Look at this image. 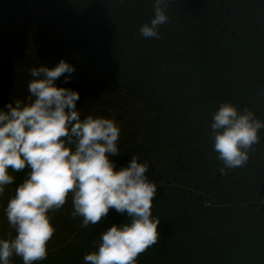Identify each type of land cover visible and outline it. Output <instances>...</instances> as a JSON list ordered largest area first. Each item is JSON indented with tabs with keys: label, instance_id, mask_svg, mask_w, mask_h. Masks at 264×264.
<instances>
[{
	"label": "trees",
	"instance_id": "1",
	"mask_svg": "<svg viewBox=\"0 0 264 264\" xmlns=\"http://www.w3.org/2000/svg\"><path fill=\"white\" fill-rule=\"evenodd\" d=\"M17 1L0 0V81L12 79L18 72L16 63L19 65V62L14 61L15 56L11 53L12 49L8 48V43L13 40V37H16V42L19 45L13 49L21 48V51L18 50L20 52L18 56H23L20 59L23 61L20 63H33L37 68L46 65L52 66L50 61L53 60L57 64L59 61L55 59L66 54L69 58H76V53L82 54L91 64L82 63L81 57L66 61L72 62L75 71L70 75L67 83H65V77L69 74L61 76L56 81L57 87L68 88L79 93L80 99L76 104L82 118L84 117L83 113L100 114L102 117L114 119L119 128L126 129L123 138L122 135L119 137L121 143H128L129 134L131 137L137 136L134 138L136 143H128V147L121 149L126 150V158L118 160L117 157H112V161L120 169L129 164L132 156H137L138 162L149 165L146 176L153 183H157L160 188L157 189L152 207L153 217L161 220L158 225L160 240L159 243L138 257L137 264H264V210L259 208L258 210H241L239 212L240 207L237 208L240 200H249L250 197L257 196V181L254 182L255 186H251L252 180L248 182L245 180V169L251 166L250 161H247L248 167L245 165L235 169L225 168L222 173L220 169L224 168L223 162L219 160L214 145L206 138L205 135L208 133L203 130L193 132L192 126L185 125V127H190V131L186 132L189 137L192 136V132L195 134L194 140L188 138L184 143H181L178 134L179 127H181L179 123L183 119L180 117L178 109H171L168 112L172 116L169 119L175 123L169 124L167 122L169 119L160 118L162 100L156 95L158 90L152 89L154 94L149 92L151 87L148 84L151 83L153 77L150 76L151 71L147 67H149L148 61L151 57H160L159 61L164 65L162 74L155 75L156 79L159 77L166 79V73L170 74L176 70L174 67L176 62H186L185 53L179 51L180 41L183 42L184 38L174 36L179 32L174 27L177 15L174 17L173 8L172 12L166 13L168 22L158 29L162 36L145 38L141 36L139 29L146 23L150 24L151 19L154 18V7L149 14H144L145 10L135 12V16L131 19L133 15H130V19L126 21L123 10L117 12V9H112L110 4L105 12L109 15L110 28L113 32L106 31L107 33L103 37H97L100 22L83 18L85 8L82 6V0L68 1L70 8H77L76 12L70 9L72 12L70 20H63V22L56 20L54 24L48 26H45L44 20L40 18L18 22V18L27 13L22 14L23 11L21 13L16 10ZM39 5L53 6L51 0H48L47 3L41 2ZM138 7L141 6L136 8L138 9ZM89 22L93 24L92 30H89V26L88 29L84 27V24L89 25ZM16 24H18L17 27H15ZM85 29L93 32V34L89 33L92 36L88 39H83ZM35 34L38 40H35ZM52 44L53 57L57 58L51 59L52 57L49 54L45 56L44 52L42 56L40 51L46 50ZM187 74L192 78H186L184 82L193 83L192 89L198 91L200 88L198 83L194 85L192 80L194 74L190 72ZM194 77V79L200 78L195 82L208 80V77L204 76V71L197 73ZM17 78L21 85L24 84L21 82L22 79L23 81L28 79L26 75L21 77V74ZM211 79L215 78L211 77ZM11 83V85L0 83L2 85V87L0 86V109H4L9 102H14L17 99L23 100L28 95L27 88H23L21 95L18 94V81L12 79ZM167 83L169 86L173 84L172 87L177 84L173 77ZM205 92L215 95L218 90L216 89L215 93L212 88ZM156 103L155 108H151ZM217 104L216 100L211 108L213 109ZM175 111H177V115L173 114ZM207 123L208 120L203 126L211 128ZM187 125H191V123ZM165 127H168L167 137L158 136V132L164 131ZM148 140L151 141L148 142ZM167 141H169L168 144H166ZM161 142L163 145L158 146ZM179 144L185 148L188 147L185 150L186 164H176V158L171 159L170 156L167 157L168 160H163V151L170 152V155L175 154L176 151L178 160L179 154L184 153L182 149H177L176 145ZM151 148L156 150L154 158L150 157L149 149ZM155 167L158 170H154ZM173 167H176L175 171ZM171 172L173 173L171 176H166ZM183 172L187 174L184 179L182 177V181L186 183L189 179L191 184L193 182L196 185L192 187L194 189L190 193L191 196H184L179 191L177 193L176 184L169 183L170 187L166 186L169 179L172 180L171 177L178 181V176ZM218 173H221V176H218ZM232 177H234V186L231 189L227 184L226 187L223 185L221 187L225 190H221V188L215 190L212 187L213 184H222L223 178H227L230 184ZM211 179L213 181H210ZM237 187L245 188L246 192L250 193L249 196L241 197L244 191L236 190ZM202 190H207L204 191L205 196H213L212 200L208 199L207 205H204L205 203L199 199ZM165 195L168 198L165 199ZM178 198L181 201H178ZM127 222L129 221L126 213L120 214L114 209H110L106 219L96 225L89 226V234L86 236L94 241L99 240L95 242L98 245L100 235L107 231L112 224L120 225ZM228 222H233L235 225L234 232L214 229L216 225L220 224L224 229ZM241 226H244V231L241 230ZM211 227L214 231L211 230ZM81 234L85 233L81 232ZM67 247L71 246H66L64 250ZM69 254L65 253L64 256L68 257ZM84 255L85 253L76 247L72 252L76 264L81 262V257ZM46 260H48V264H56L55 261H57L53 253H49Z\"/></svg>",
	"mask_w": 264,
	"mask_h": 264
},
{
	"label": "clouds",
	"instance_id": "2",
	"mask_svg": "<svg viewBox=\"0 0 264 264\" xmlns=\"http://www.w3.org/2000/svg\"><path fill=\"white\" fill-rule=\"evenodd\" d=\"M168 3L155 0L154 18L139 29L143 37L159 38V27L168 22ZM74 71L63 59L52 68L33 67L28 95L0 109V197L14 184L13 173L25 172L3 208L10 231L0 238V264H10L14 256L23 264L46 260L56 231L51 214L69 198L71 218H80L82 228L106 219L110 209L126 213L129 221L103 232L96 250L84 255V264H137L159 243L161 220L152 215L157 186L146 176L149 165L134 155L126 167L116 169L110 159L120 155L115 120L91 114L82 118L79 93L56 85L66 73L67 83ZM211 128L224 173L245 166L264 122L247 108L241 113L222 103Z\"/></svg>",
	"mask_w": 264,
	"mask_h": 264
},
{
	"label": "rangeland",
	"instance_id": "3",
	"mask_svg": "<svg viewBox=\"0 0 264 264\" xmlns=\"http://www.w3.org/2000/svg\"><path fill=\"white\" fill-rule=\"evenodd\" d=\"M68 1L69 0H63L62 2H59V4L56 5L55 7L42 6L39 8V6H36L35 10H36V12L41 14V17H43L45 19H46V17L53 16L54 14H58L64 10L69 11L71 9V11H73V10L76 11L77 8H70L71 6L67 5ZM82 1H83L82 6L85 8V14H84L85 16H83V18L85 20H88V19L92 20L93 19V20H96V22H100L99 27H98L100 29L96 34L97 37H103V35H105V33H107L106 31L113 32V30L110 28V20L108 19L109 15L107 12H105L108 9L110 4H111L112 9H117V12H119L120 10H123L126 21L128 19H130V15H133L131 17V19H132L135 16L134 13L137 11L145 10L144 14L145 13L149 14L151 9L154 7V4H155L152 2L150 3L149 0H82ZM41 2L42 1H40L39 4ZM171 2L172 1L169 0L168 6H171V7H167L166 13L172 12L171 9H172L173 5L171 4ZM16 6H17L16 10L21 12V13L24 10H29V8H21L17 4H16ZM134 6H136V7L141 6V7H138V9H137ZM173 9H174V6H173ZM175 12L176 11H174V17L176 16ZM56 16L61 17L60 15H56ZM175 19H176V21L174 20V22L176 23V26H174V27L179 33H176L174 36L177 38H184L183 41L187 40L186 41L187 44L185 42H183L179 46V51L187 53V55L185 56L186 62H184V63H180V61L176 62L174 64L175 65L174 67H176V70L170 74L166 73V77H165L166 79L161 78V77H159V79H156L155 75H157L158 73H161L162 69L164 68V65L162 62L159 61L160 57H158V56L151 57L148 61L149 67H147V69H150V71H151L150 76L153 77V80H151V83L148 84L151 87L149 92L151 94H154V91L152 89L158 90L156 95L160 98V100H162V102H161L162 110L160 112L161 113V117H160L161 119L171 118L172 116H170L168 114V112L171 109H174V110L178 109V113H179L180 117L183 119V121L181 123H179V125H181V127H179L180 132L178 134V139H179V141H181V143H184L188 138L189 139L191 138V140H194L193 136L195 134H193V132H196L197 130L198 131L203 130L205 133H208L207 135H205L206 138L210 140V143L212 145H214L212 128L205 127V126H203V124L208 120L207 125L211 126L212 121H213V114L215 113V111L211 108V106H209V108H211V109L200 110L203 105H202V100L199 99L198 97L203 99L202 95L198 94L194 88L192 89L191 86L193 83L191 84V82L190 83L184 82V81H186L185 80L186 78L187 79L189 77L192 78V76L188 75L187 72H190V73L194 74V76H195L197 73L201 72L200 69L198 68V65H202V64H206V66H204V68H205L204 69V76L208 77V80H207L208 83H209V79H211V75H212L211 71L215 70V67H212L208 64L212 63V61L210 59L214 55L213 54H210V55L198 54L197 55L195 51H192V50H195L193 47L197 46L196 42L194 40H188V39H192V37L196 38V36H200V35L205 36L207 31H203L201 29L198 31L197 29H199V26L197 25V21H194L196 23L194 28H193L194 30L189 32V30L191 29V24H187L188 27L185 24H181V20L179 18V15L177 17H175ZM192 20H194V18ZM102 21H104V22H102ZM200 23H201V21H200ZM17 26H18V24L15 25V27H17ZM88 26H89V30H92L91 28L93 27V24H91V23L89 25L84 24V27L86 29H88ZM86 29L84 30L83 39H85V38L88 39L93 34V32H90ZM89 33H92V34H89ZM80 35L82 37V34H80ZM16 36H18V35H16ZM32 36L29 38L31 39ZM160 36H162V34H160ZM25 37H26V35H25ZM45 39H48V38H45ZM35 40H38V37H36V34H35ZM26 41L28 42V40H26ZM22 42H24V41H22ZM205 43H207L208 48L211 50V46H209V44H208L209 41L205 40ZM8 44H9V47H8L9 50L12 49L11 53L13 56H15L14 61L17 60L19 62V65L15 62L17 65L16 69L18 72L14 77H12V79L16 82L18 81V84H17V88L19 89L18 94L21 95L23 92V88H27V82L32 79V77L30 75V69H32L33 67H35V68H37V67L34 66L33 63H22V64L20 63L21 61H23V60H20L21 58H23V56L22 57L18 56V54H20L19 51H21V48L20 49L19 48L13 49V47L19 46L16 42V37H13V40H11V42ZM183 46H186V49H184ZM53 50L54 49H53V44H52V45H49V47H47L46 50L40 51V52L42 53V56H43V52H44L45 56L47 54H49V56L52 57L51 59H54L57 57H53V54H54ZM77 57H78V59L81 57L80 61L82 63H84L85 65L91 64V62L87 61V58L82 56V54L78 55V53H76V58ZM45 58H47V57H45ZM76 58H72V57L69 58V56L66 54L65 56H62V57L57 58L55 60L60 62L62 59L65 61H69V60L76 59ZM24 60H28V59H24ZM50 62L52 64V66H50V65H46V66L51 67V68L56 66L59 63L58 62L57 64H55L54 60L50 61ZM47 64H48V62H47ZM69 64L72 65V62H69ZM94 65H97V64H94ZM142 69H144V68H142ZM1 70H2V67H1ZM20 74H21V77H22V75H26V78H28V79H26V81H25V79H24V81H23V79L21 80V82L24 83L22 85L19 83V80L17 78V77H19ZM170 75L177 82L175 87H172L173 84L171 86H169V84L167 83L171 78ZM194 76H193L192 80H193L194 85H195V84L199 83V82H195V80L197 81L200 78L194 79L195 78ZM12 79H7V80L3 79L0 81V83H2L3 85H5V84L11 85ZM0 86L2 87V85H0ZM2 91H3V89H2ZM171 93H174V94L171 95ZM154 102H155V100H154ZM156 105H157V103L153 104L151 108L154 109ZM216 106H218V104ZM173 114L177 115V111H175ZM87 115L88 114L83 113L84 117H86ZM176 115H173V116H176ZM93 116L94 117H100V116L102 117V115H100V114H93ZM259 120L262 122L264 121V119L263 120L259 119ZM167 122L171 125L175 124L174 121H172L170 119ZM190 123H191V125H187ZM185 125L186 126H192L191 127V128H193L192 129V131H193L192 136L189 137V135L186 133V132L190 131V127H185ZM163 130L164 131H159V132L157 131L158 136L159 135H161L160 137H162L163 135L166 136V133H167L166 131L168 130V127H165ZM184 131H185V133H184ZM125 132H126V129L120 127V135H122V138L125 135ZM262 133L264 134V130H262V131L259 130L260 142L255 144L253 146L252 150L249 151V153H248V156H249L248 160L250 161L251 166L248 167V162H247L245 165L248 168L245 169V173H244L246 182L251 181L253 179H257V182H256L257 191H259L260 186H261L262 182L264 181V144L261 140L262 135H263ZM137 135H138V133H137ZM135 137H137V136L135 135ZM135 137H131V135L129 134L128 135V140H129L128 143H136V141L134 139ZM136 140H138V139H136ZM149 141H151V140H148V142ZM168 142L169 141H167L166 144H168ZM128 143L127 142L121 143V140H119L118 147L120 148V155L116 156L118 160L126 158L125 157L126 150H121V149L128 147V145H129ZM161 145H163V142L158 144V146H161ZM176 146H177V149H182L184 151V153L179 154L178 160L176 157V151H175V154L172 153L171 155H170V152L163 151L164 152L163 157H162L163 160H168L167 157L170 156L169 158H171V159L176 158V164H180V165H182V163L186 164L187 156L185 154V152H186L185 150L188 147L185 148V146H183L182 144H179ZM149 151H151L150 157L154 158L155 152H156L155 148H151V149H149ZM161 152H162V150H161ZM256 153H257V162L260 164L259 168L256 167V165L254 163L252 164V162H253L252 159L254 158ZM251 157H253V158L251 159ZM110 159L112 160V157ZM116 169L119 170L118 167H116ZM260 169L263 170V174L258 173L260 171ZM154 170H158V169H156V167H155ZM173 170L175 171L176 167H173ZM184 172L178 176V178H177L178 181H176L175 178L171 177L172 180L169 179L166 186L170 187V184H176L175 188L178 189V190H176L177 193L179 191V192H182L184 194V196H191L190 193H191L192 189H194L192 187H195L196 185H194L193 182L191 184V181H188L189 179H187L188 182L186 181V183L184 181H182V177L184 179L185 174H187ZM172 174L173 173L171 172V173L166 174V176H171ZM13 175L15 176L14 184L9 187V189L6 191L4 197H0V238H6L7 233L10 231L9 226L7 224L6 217H5L4 212H3V208L6 206L7 200L14 194V189L25 178V172L13 173ZM230 181L231 182L228 185L230 186V189H231L234 186V177L230 178ZM156 186H157V189H160L158 187L157 183H156ZM251 186H255V184L253 183ZM242 187H244V186H242ZM242 187L236 188V190L244 191L243 196H241V197H244L246 195L249 196L250 193H247L245 188H242ZM204 191L206 192L207 190L201 191L202 195L200 196L199 199H201L203 201V203H205L204 205H207L209 203L208 199H210V200H212V199L210 196L209 197L207 195L205 196ZM204 196L206 197L205 199L203 198ZM254 197H255V201H253L252 198H250L249 200H247V199L246 200H244V199L240 200L241 205L238 204L237 208L239 209V207H240V209L238 211L239 212L241 210H247L248 211L249 208H250V210H252V209L258 210L259 205L264 206V196L257 197L254 195ZM164 198L166 199V198H168V196L165 195ZM174 198H175V196H174ZM178 201H181V200L178 198ZM238 201H239V198H238ZM71 210H72L71 198H69L68 202L66 203V205L64 206V208L61 211L51 214L52 215L51 223L54 225L56 231H55V234L52 237L51 241L48 243L47 249H48V254L53 253V256L57 259V261H55L56 264H62V262H65V264H76V261L72 257V252L75 251V247L78 248V250H80L81 252L83 251L85 254H88V253L96 250V248H94V246L96 245L95 242L99 241V240L94 241V240H92V238H87L86 235L89 234V230H88L89 227H87V228L80 227V224L82 222L81 219L80 218L72 219L71 215H70ZM81 229H83V230H81ZM214 229L218 230V231L223 230V232H225V231L234 232L235 225L233 224V222H228L227 226H225L224 229L222 228L221 224L216 225V227ZM211 230L214 231L212 229V227H211ZM241 230L244 231V226H241ZM81 232H84L85 234L82 235ZM66 246H71V247H67L64 250V248ZM65 253L66 254L70 253L69 254L70 256L65 257L64 256ZM83 257H81V262H79V264L80 263L84 264ZM10 264H23V261L20 257L14 256L11 259ZM35 264H48V260L38 261V262H35Z\"/></svg>",
	"mask_w": 264,
	"mask_h": 264
},
{
	"label": "flooded vegetation",
	"instance_id": "4",
	"mask_svg": "<svg viewBox=\"0 0 264 264\" xmlns=\"http://www.w3.org/2000/svg\"><path fill=\"white\" fill-rule=\"evenodd\" d=\"M171 1L181 24H191L189 32L194 30V21H197L198 31H207L205 36L190 39L197 44L192 51L197 55H214L210 59L212 63L208 65L215 67L211 71V77L215 79H209L211 85L208 81L198 83L200 88L197 93L203 97H198L203 105L200 110L211 109L209 106H213L217 100L218 106L213 108L215 112L222 103H231L241 113L247 108L257 119H264V0ZM205 40L209 41L211 50ZM204 66L206 64L198 65L200 71H204ZM212 88L215 93L218 90L216 96L205 92ZM261 140L264 144V134ZM252 161V164L260 167L257 153ZM258 173L263 174V170L260 169ZM255 181L257 179L250 183ZM226 184H229V180L223 178L222 184H213L212 187L217 190L222 185L226 187ZM256 195L259 197L257 189ZM250 198L255 201L254 196ZM259 208L264 210L263 205H259Z\"/></svg>",
	"mask_w": 264,
	"mask_h": 264
},
{
	"label": "water",
	"instance_id": "5",
	"mask_svg": "<svg viewBox=\"0 0 264 264\" xmlns=\"http://www.w3.org/2000/svg\"><path fill=\"white\" fill-rule=\"evenodd\" d=\"M264 194V181L262 182L260 189H259V195H263Z\"/></svg>",
	"mask_w": 264,
	"mask_h": 264
}]
</instances>
